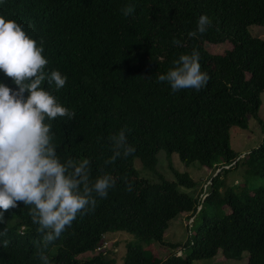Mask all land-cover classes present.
Returning a JSON list of instances; mask_svg holds the SVG:
<instances>
[{
  "label": "trees",
  "instance_id": "trees-1",
  "mask_svg": "<svg viewBox=\"0 0 264 264\" xmlns=\"http://www.w3.org/2000/svg\"><path fill=\"white\" fill-rule=\"evenodd\" d=\"M125 7L133 8L128 16ZM201 15L212 26L190 37ZM0 17L16 21L38 44L43 40L47 74L56 70L67 76L60 90L47 80L41 85L75 113L71 120H45L61 163L88 159L90 182L105 174L116 180L106 198L96 197L93 211L78 214L46 249L29 207L18 202L0 224V233L7 230L0 235V264H43L41 251L49 264H115L95 249L105 234L117 231L175 250L179 243L163 237L181 213L193 220L180 255H147L129 242L123 264H190L219 251L229 259H241L246 251L247 264H264V185L225 183L226 174L239 167L246 179H264V141L243 155L230 145L231 127L246 129L249 117L264 128L258 115L264 38L248 30L251 24L264 26V0H0ZM224 42L231 48L223 54L206 48ZM193 49L210 79L200 91L173 92L158 77ZM0 82L16 89L2 71ZM125 126L135 152L106 165L113 154L110 137ZM160 151L173 179L156 170ZM173 153L186 165L198 162L210 171L203 199L180 190L197 182L172 168ZM135 158L147 174L135 169ZM87 251L94 254L77 258Z\"/></svg>",
  "mask_w": 264,
  "mask_h": 264
},
{
  "label": "clouds",
  "instance_id": "clouds-1",
  "mask_svg": "<svg viewBox=\"0 0 264 264\" xmlns=\"http://www.w3.org/2000/svg\"><path fill=\"white\" fill-rule=\"evenodd\" d=\"M132 11V7H125L123 14L128 16ZM211 26L212 20L201 15L196 31L188 35L204 34ZM43 52V40L38 44L16 21L0 17V71L16 85L13 90L0 82V224L6 223L5 212L23 202L30 209L32 222L42 234L40 244L46 249L71 227L78 214L93 211L96 197L106 198L116 180L105 174L92 183L88 159L79 162L69 159L61 163L58 158L55 134L45 120L58 117L71 120L75 113L41 87L47 80L60 90L67 82V76L59 71L53 70L50 74L44 71L48 61ZM199 58L196 49L180 55L173 62L174 67L161 74L158 81H166L173 92L200 91L210 77L201 71ZM25 93H28L26 98ZM127 131L125 126L110 137L113 154L105 160L106 165L135 152L128 142ZM128 190L131 191L130 185ZM6 234V229L0 233ZM103 242H106L105 246L108 244L104 237L98 247ZM7 244L5 240L4 245ZM97 248L95 252L104 247ZM38 255L43 264H49L43 251Z\"/></svg>",
  "mask_w": 264,
  "mask_h": 264
},
{
  "label": "rangeland",
  "instance_id": "rangeland-1",
  "mask_svg": "<svg viewBox=\"0 0 264 264\" xmlns=\"http://www.w3.org/2000/svg\"><path fill=\"white\" fill-rule=\"evenodd\" d=\"M248 30L253 36H258L264 38V26H259L256 24H251L248 26ZM206 48L209 52L213 54H223L226 50L231 48L229 42H224L221 44H207ZM261 105L259 108L258 115L262 119L264 124V92L260 94ZM262 141H264V128L259 124L258 120L252 117L248 118V127L246 129H241L239 127L233 126L230 129V145L231 148L237 153H246L258 146ZM165 152L160 151L157 155V172L164 175L166 179H173V173L170 168V164L164 156ZM171 166L174 170L179 172H187L189 176L197 182L194 188L180 187V190L185 192H190L198 195L202 199L206 195V187L209 184V174L210 171L206 167L201 166L198 162H194L190 165H186L181 162L176 153L171 154ZM134 167L136 170L140 171V175H145L147 172L143 171L140 166V162L137 158L134 159ZM150 178H156L155 174L148 172ZM215 174V173H214ZM225 183L228 185H233L234 183L242 184L246 183L248 186L256 187L264 185V179L254 178L246 179L243 169L238 168L226 174ZM226 209V207H223ZM217 207L215 208V210ZM193 217H189L188 213H181L175 219L171 220L169 227L164 233L163 240L179 243L175 250H172L166 245H163L157 241H139L131 234L124 231L110 232L105 234V238L108 244L104 246L105 254L110 258L115 260V264H123L124 255L126 253V244L129 242H136L138 246L147 255H153L156 257H166L175 251L177 255L182 252V242L188 237L189 228L191 226ZM96 253V252H95ZM94 252H84L77 256L79 259H85L90 257ZM248 252H243L241 259H229L222 255L219 251L213 258H203V259H193L190 264H247Z\"/></svg>",
  "mask_w": 264,
  "mask_h": 264
},
{
  "label": "built area",
  "instance_id": "built-area-1",
  "mask_svg": "<svg viewBox=\"0 0 264 264\" xmlns=\"http://www.w3.org/2000/svg\"><path fill=\"white\" fill-rule=\"evenodd\" d=\"M105 244H106V242H103V244H102L100 247H98L97 250H99V249H101L102 247H104Z\"/></svg>",
  "mask_w": 264,
  "mask_h": 264
},
{
  "label": "water",
  "instance_id": "water-1",
  "mask_svg": "<svg viewBox=\"0 0 264 264\" xmlns=\"http://www.w3.org/2000/svg\"><path fill=\"white\" fill-rule=\"evenodd\" d=\"M218 171H219V169L216 172H218Z\"/></svg>",
  "mask_w": 264,
  "mask_h": 264
}]
</instances>
